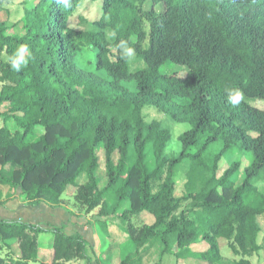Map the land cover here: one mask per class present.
<instances>
[{"label": "trees", "instance_id": "1", "mask_svg": "<svg viewBox=\"0 0 264 264\" xmlns=\"http://www.w3.org/2000/svg\"><path fill=\"white\" fill-rule=\"evenodd\" d=\"M83 1L23 0L21 35L0 22V108L7 107L0 187L53 207L68 191L87 213L97 210L104 231L118 219L136 257L120 264H137L154 241L162 247L157 264L164 255L175 264H224L219 240L240 257L231 264H251L247 258L264 249L256 221L264 215L256 187L264 178V110L244 99L264 100V0H101L100 18L75 30L70 20ZM84 48L104 76L79 69ZM130 52L143 67L130 69ZM167 61L185 76L162 74ZM146 107L190 126L177 156L165 155L171 133L144 118ZM238 143L250 164L241 177L237 162L220 173ZM184 164V195L176 197ZM81 175L86 182L78 184ZM6 202L0 193V207ZM145 216L153 220L131 222ZM44 234L52 237L50 262L40 257ZM199 244L206 248L193 251ZM75 261L90 264L82 236L0 220V264Z\"/></svg>", "mask_w": 264, "mask_h": 264}, {"label": "rangeland", "instance_id": "2", "mask_svg": "<svg viewBox=\"0 0 264 264\" xmlns=\"http://www.w3.org/2000/svg\"><path fill=\"white\" fill-rule=\"evenodd\" d=\"M25 4L23 0H12L10 2H0V22L5 21L10 28V33L13 35H21L23 33L20 20L22 18L23 9ZM147 5L146 7H148ZM157 7V10H160ZM101 16V0L83 1L79 8L76 10L73 18L70 20L69 26L75 30H88L87 23L96 21ZM129 66L131 70L143 67V64L135 58V55L130 52ZM79 69L90 73H98L103 75L101 72H95L93 52L90 49L84 48L80 57H78ZM160 71L162 74H172L176 73L180 77H184L186 70L183 67L175 65L167 61L163 66H161ZM130 91H135L134 83L124 84ZM250 106L264 110V100L250 101L244 99ZM7 107L2 106L0 108V113L3 114ZM144 118L147 121L157 120L161 124L169 129L171 133V139L165 149V155L168 157L177 156L180 152L181 144L178 141V137L190 129V126L185 123H176L168 117H165L159 111L154 108L146 107L143 109ZM3 119L0 116V125H2ZM10 131H15L16 125L13 121L9 120L6 123ZM38 133V132H37ZM101 168L96 172V175L100 178L104 177L103 170V157L102 154L99 155ZM116 159V156H115ZM251 155L244 153L241 148V144L238 143L237 147L231 152H229L219 164L220 173L226 170L232 163H239L240 170L238 177H241L243 168L247 167L251 162ZM187 169V164L182 165L176 172V191L175 196L181 197L184 195L183 185L185 183V172ZM86 182L84 175H81L77 183L83 184ZM155 187V186H154ZM258 191L264 194V178L256 183ZM71 188H69L70 190ZM73 191V190H72ZM0 193L2 200L7 202L0 207V216L4 215H15L17 221H22L25 223H30L41 227L45 230H53L57 225L61 227L64 232H70L72 234L80 235L86 239L88 243V256L90 257V264H120V261L124 259L128 254L133 255L134 247L130 243L125 230L120 224L119 220L107 221L106 231L102 229L100 223L97 221L96 214L97 210L87 213L85 208L79 207L69 196L68 191L62 196L61 204L58 206L60 209L65 211L62 217L66 215H71L69 221H64V219L57 218V224L54 225L53 218L50 216L55 214L52 210L56 207L50 204L40 202L37 205H29L24 202L19 194L20 190H11L7 187H0ZM129 205L124 203L121 207L120 213L129 209ZM1 218V217H0ZM152 221V217H139L132 218V223H144ZM257 224L259 226L260 232L258 235V244L264 248V215L257 217ZM51 235L44 234L40 237L39 247L41 249L40 257L45 262H50L51 254L50 250V240ZM219 246L221 250V255L223 257L224 264H231L239 260V256L234 255L228 247V244L224 240H219ZM161 244L158 241L148 243L143 246L139 251V262L137 264H157L161 253ZM206 248V245L199 244L193 247V251H202ZM136 257L132 256V260ZM251 264H264V249L255 253L251 257H248ZM160 264H175V257L173 255H164ZM71 264H86L83 261H75ZM181 264V263H179ZM186 264H203L199 261L186 262Z\"/></svg>", "mask_w": 264, "mask_h": 264}, {"label": "crops", "instance_id": "3", "mask_svg": "<svg viewBox=\"0 0 264 264\" xmlns=\"http://www.w3.org/2000/svg\"><path fill=\"white\" fill-rule=\"evenodd\" d=\"M52 212H54L55 214H52L50 215L52 218H53V222H54V225L56 226L57 224V218L59 217L60 219H64V221H69L71 219V215H66V217H62V214L65 213V211H63L62 209H60L59 207H56V209L52 210ZM0 220H5V221H17L16 218H15V215H10V214H6L4 216H0ZM19 222H22V221H19ZM25 223V222H23ZM30 224V223H29ZM56 228H61L59 227V225L56 226ZM66 233V232H65ZM66 234L68 235H76V234H72L70 232V234L67 232ZM82 234H80L81 236ZM83 236V235H82ZM85 239V238H84ZM86 240V239H85Z\"/></svg>", "mask_w": 264, "mask_h": 264}]
</instances>
